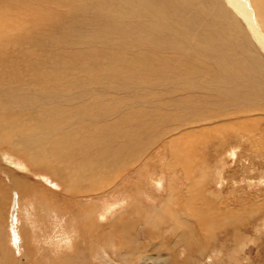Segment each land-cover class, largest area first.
<instances>
[{
  "label": "rangeland",
  "instance_id": "rangeland-1",
  "mask_svg": "<svg viewBox=\"0 0 264 264\" xmlns=\"http://www.w3.org/2000/svg\"><path fill=\"white\" fill-rule=\"evenodd\" d=\"M229 3L0 0V19L26 24L11 33L32 66L56 78L0 100V117L33 126L2 130L0 264H128L126 249L134 264H264V37ZM246 4L261 22L263 6ZM58 138L74 149L61 165L93 192L69 195L32 162Z\"/></svg>",
  "mask_w": 264,
  "mask_h": 264
},
{
  "label": "bare ground",
  "instance_id": "bare-ground-1",
  "mask_svg": "<svg viewBox=\"0 0 264 264\" xmlns=\"http://www.w3.org/2000/svg\"><path fill=\"white\" fill-rule=\"evenodd\" d=\"M229 1H230L229 4H231V6H233L234 8H237V5H238L237 1H238L239 9H237V10L239 12H241L247 19L254 22V23L248 22V20L246 19L247 23H249L248 24L249 29L253 32L252 34H254L256 37H260L261 35L264 37V31H263V28H264V0H251L252 3H254L257 8H261L263 6V8H261V9H263V12L261 13V16H262L261 22H259L258 18L254 19L255 14L249 12L247 4H246V0H229ZM3 5L5 8H7V6L10 4H9V2H5ZM3 5L0 4V8H4ZM240 16H242V15H240ZM242 18H243V16H242ZM25 25H26L25 23L16 24L15 22H8L5 18L0 19V85L5 86V88L12 87L11 84H15V83H18L19 85H25V84L30 83V81L37 83L36 84L37 86H42L44 84L45 85H51V82L53 81L52 82V84H53L54 81L56 80V78H53L51 76V74L47 75V73L43 72V69H39L35 65L32 66L31 61L29 59L30 56H29L28 52H25V48L22 46L23 44L21 42H18L17 38H15L12 35L11 31L17 30L19 32H22V30H24L23 28ZM24 33H25V31H24ZM260 44L264 47V38H262L260 40ZM15 52H25L26 54H23L22 56H15L14 55ZM158 54H160V53H158ZM38 60H36V61L38 62ZM160 62H161V64L162 63L166 64L164 56L161 57ZM141 65L142 66H139V68H143V63ZM20 88H21V86H20ZM3 93H4V95H1V97H0L1 102H10L9 100H12V101L15 100V99H13L14 97L12 95V93H14L13 89L7 88L6 91H4ZM192 101H193V98H191V102ZM157 110H160V109H157ZM156 113H158V111H156ZM159 115H161V114H159ZM13 125L20 126L22 128H30V129L33 128V126L31 128L30 125H28L26 119H21L18 115L13 114V113H5V115L3 117H0V143H2L5 139H11V137L7 134V132L2 131V130L7 128V130L12 131V133H15L13 131ZM59 139L60 138L44 140L40 144L33 146V148L31 150L27 151V153L31 156L32 162L34 164L39 165V166H44L46 168H50L55 173H57V175L60 176V178L65 182V184H68L67 185L68 190H66V191L69 193V195H70V193L73 194V192H75V195H80V193L76 194V191L84 192V193L93 192V188L90 187L92 185L91 182H89L88 187H81L80 181H77V179H76V174L78 173V171H75V167H71V166L69 167L66 165H61L63 162L62 160H65L66 162L72 163L71 157L73 155L72 150H74V149L70 143V138H66V139L61 140V141H59ZM67 139L69 140L70 147L68 145ZM107 152H108V147L103 144L102 153L105 155ZM44 162H48V163L50 162V163H49V165H46ZM51 163H53V164H51ZM58 169L61 171H58ZM108 172H109V170H108ZM67 174H69V176ZM18 185L20 188V194L21 195L24 194V195L29 197L30 191L32 193V190L29 191V188L32 189L31 184L25 178H20L18 180ZM170 190L171 191H170L169 197L167 199H165V201H164L165 207L169 206L171 204V202L173 200H175V199H172V198H175L174 196H176L174 194L175 190L173 188V185L171 186ZM36 195L34 197H36ZM18 200H19L18 196H16L17 202L15 204L18 205V207H19V201ZM44 202H46V203L44 204ZM49 202L50 201L45 200L42 202V205H44L45 207L47 206L46 208L48 209L50 207V205L48 204ZM174 202H176V201H174ZM139 205H140V203L138 205H134V208L138 210ZM59 206H60V204H59ZM63 207H64V205L62 206V208ZM65 207H66V205H65ZM62 208L60 209V211L62 210ZM161 208H162V211L156 210V217L158 215H160L161 213H163L164 207H161ZM128 209L129 208H127V210H125L123 212L124 215L126 214L127 218L130 217L131 213L136 212V211H128ZM164 212H165V210H164ZM84 213H87L90 216L89 224H90V228H91L92 223H93L92 220L94 219V214H96V212L94 211V205H93V207L88 208V210H84ZM162 217H163V215H162ZM153 219H155V218H153ZM135 220H137V217ZM120 221H122V219ZM148 221H150V220H148ZM78 234H80V233H78ZM78 234L76 235V238H77ZM125 245H127V244H125ZM126 251L127 252H122L121 250H119L120 253H118L119 256L117 255V257L118 258L122 257L123 260L125 262H127L128 264H134L132 261L129 260L130 259L129 254H131V253H129L130 250L126 249ZM138 254H140V252L136 253V255H138ZM170 256L171 255H169L167 257H170ZM147 257L148 256H146L145 259L142 258L141 264H145ZM67 258H68V261L70 262V264H72L74 257L67 256ZM150 258H152V257H150Z\"/></svg>",
  "mask_w": 264,
  "mask_h": 264
},
{
  "label": "water",
  "instance_id": "water-1",
  "mask_svg": "<svg viewBox=\"0 0 264 264\" xmlns=\"http://www.w3.org/2000/svg\"><path fill=\"white\" fill-rule=\"evenodd\" d=\"M225 1V0H224ZM225 4H226V6L228 7V9L230 10L231 9V7L225 2ZM231 11V10H230ZM233 11V10H232ZM240 21H241V19H240ZM242 22V21H241ZM242 24H243V22H242Z\"/></svg>",
  "mask_w": 264,
  "mask_h": 264
}]
</instances>
